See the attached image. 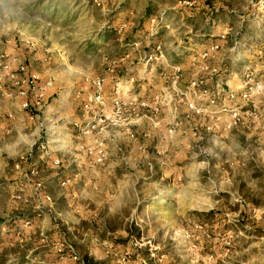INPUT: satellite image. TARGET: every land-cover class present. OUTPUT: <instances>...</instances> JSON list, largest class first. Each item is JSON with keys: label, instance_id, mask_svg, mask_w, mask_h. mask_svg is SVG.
I'll return each instance as SVG.
<instances>
[{"label": "rangeland", "instance_id": "1", "mask_svg": "<svg viewBox=\"0 0 264 264\" xmlns=\"http://www.w3.org/2000/svg\"><path fill=\"white\" fill-rule=\"evenodd\" d=\"M0 264H264V0H0Z\"/></svg>", "mask_w": 264, "mask_h": 264}, {"label": "crops", "instance_id": "2", "mask_svg": "<svg viewBox=\"0 0 264 264\" xmlns=\"http://www.w3.org/2000/svg\"><path fill=\"white\" fill-rule=\"evenodd\" d=\"M136 41V40H135ZM175 62H181L180 61V58H178V60H176ZM14 111H15V114H16V118H17V122H21V120H24V115L23 113L20 111V108L17 106V105H14ZM16 124V122H15ZM19 125V123H18ZM22 128V127H21ZM21 130V129H20ZM111 165H108V168H107V172L106 173H111V177H112V180L114 183L120 181V180H123L124 177H126V168L121 166L120 165V162L119 161H113L110 163ZM106 173H105V176H106ZM107 183H108V179H106ZM109 187H111V184H109Z\"/></svg>", "mask_w": 264, "mask_h": 264}, {"label": "built area", "instance_id": "3", "mask_svg": "<svg viewBox=\"0 0 264 264\" xmlns=\"http://www.w3.org/2000/svg\"><path fill=\"white\" fill-rule=\"evenodd\" d=\"M20 71H21V72L25 71V66H21ZM30 77H31V79H30V82H29V83H30L31 85H33V89H34V88H35L36 79H37V75H36V74H32ZM38 88H39V87L36 88V91H38ZM244 96H246V94H244ZM27 107H28V103L25 102V103L22 105V108H27Z\"/></svg>", "mask_w": 264, "mask_h": 264}, {"label": "trees", "instance_id": "4", "mask_svg": "<svg viewBox=\"0 0 264 264\" xmlns=\"http://www.w3.org/2000/svg\"><path fill=\"white\" fill-rule=\"evenodd\" d=\"M151 9V7H149V10ZM226 78V77H225ZM225 78H223L222 80L225 81Z\"/></svg>", "mask_w": 264, "mask_h": 264}]
</instances>
